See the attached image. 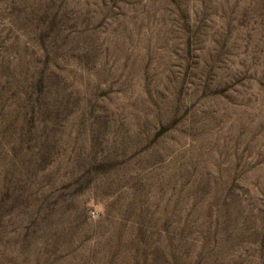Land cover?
<instances>
[{"label": "rangeland", "instance_id": "1", "mask_svg": "<svg viewBox=\"0 0 264 264\" xmlns=\"http://www.w3.org/2000/svg\"><path fill=\"white\" fill-rule=\"evenodd\" d=\"M0 264H264V0H0Z\"/></svg>", "mask_w": 264, "mask_h": 264}, {"label": "built area", "instance_id": "2", "mask_svg": "<svg viewBox=\"0 0 264 264\" xmlns=\"http://www.w3.org/2000/svg\"><path fill=\"white\" fill-rule=\"evenodd\" d=\"M91 216H92L93 218H96L97 213L93 211V212L91 213Z\"/></svg>", "mask_w": 264, "mask_h": 264}]
</instances>
